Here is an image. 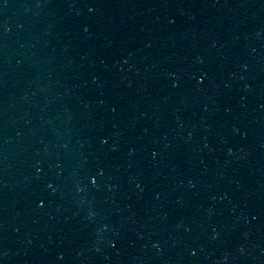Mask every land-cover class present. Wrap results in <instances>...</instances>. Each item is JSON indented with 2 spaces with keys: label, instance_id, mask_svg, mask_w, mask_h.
Returning a JSON list of instances; mask_svg holds the SVG:
<instances>
[{
  "label": "water",
  "instance_id": "water-1",
  "mask_svg": "<svg viewBox=\"0 0 264 264\" xmlns=\"http://www.w3.org/2000/svg\"><path fill=\"white\" fill-rule=\"evenodd\" d=\"M0 264H264V0H0Z\"/></svg>",
  "mask_w": 264,
  "mask_h": 264
},
{
  "label": "snow or ice",
  "instance_id": "snow-or-ice-1",
  "mask_svg": "<svg viewBox=\"0 0 264 264\" xmlns=\"http://www.w3.org/2000/svg\"><path fill=\"white\" fill-rule=\"evenodd\" d=\"M105 141H101V143H104ZM92 184H95V180L94 179H92L91 181H90ZM50 187V186H49Z\"/></svg>",
  "mask_w": 264,
  "mask_h": 264
}]
</instances>
